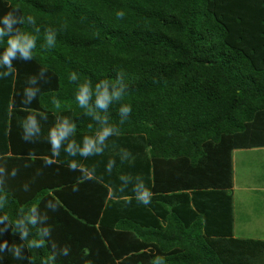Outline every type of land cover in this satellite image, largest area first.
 <instances>
[{
	"label": "trees",
	"instance_id": "obj_1",
	"mask_svg": "<svg viewBox=\"0 0 264 264\" xmlns=\"http://www.w3.org/2000/svg\"><path fill=\"white\" fill-rule=\"evenodd\" d=\"M9 11L0 61L10 38L35 48L0 66V264H264V240L233 236L232 195V150L264 147V0H0V28ZM105 84L122 96L100 108ZM28 116L42 132L24 140ZM106 126L103 151L81 155Z\"/></svg>",
	"mask_w": 264,
	"mask_h": 264
},
{
	"label": "clouds",
	"instance_id": "obj_2",
	"mask_svg": "<svg viewBox=\"0 0 264 264\" xmlns=\"http://www.w3.org/2000/svg\"><path fill=\"white\" fill-rule=\"evenodd\" d=\"M17 11H18V9H17ZM14 12L15 11H9L3 16V24L5 25V27L0 28V37H3V35L5 34V31L11 32L13 30L12 25L18 22V18H16L14 16ZM116 15L119 18H123L125 15V12L123 10H120L116 13ZM28 19L30 22L34 23V17L33 16L29 15ZM47 41H48L49 46H51L55 41L54 35L49 34L47 36ZM34 48H35V38L34 37H29V36L25 35L23 37L17 36L14 38H10L7 42V47L3 53V59H2V61H0V66H3L6 69H8V72H6L5 75H7L11 71H13L12 61L17 57V54H19L20 57L23 59H31L32 54H33L32 50ZM69 79L73 80V81L76 80L77 79L76 72H72L69 76ZM96 92H97V106L100 108H106L107 105L112 101V99H114V98L119 99L122 96V90L117 89V90L110 93L108 91L106 84L103 85L102 90H101V85H97ZM26 95L28 96V100L24 101V103L25 104L31 103V100L36 96V90L27 89ZM90 95H91L90 88L87 85L83 86L80 89L79 94L77 96L79 104L81 106L85 105L87 103V100H88ZM53 103L57 107H59L58 101L53 100ZM121 112L125 115L131 113L132 112L131 105L130 104L125 105L123 108H121ZM45 119H47V116H45ZM22 129H23L22 138L24 140H28L30 137L37 135V134H40L42 132V128L38 124V122L36 121L34 116H28L27 120L24 121L22 124ZM74 130H75V126L69 125L67 122V119H65L63 124L54 125L49 130L48 141L51 145L52 155H51V157H49L45 160V163L47 165L53 164L55 162L54 158L60 156V148H61L62 143L68 138L70 133H72ZM113 133H114V128L112 126H106L96 135L95 138L86 136L84 138L83 147L79 149L80 154L87 157L88 155L92 154L93 152H96V153L102 152L103 149L101 147H99L98 145H102L109 136L113 135ZM75 143L76 142L74 140L69 142L68 146L66 148V152L70 156L76 155L77 148L75 146ZM112 163H114V162H110V164H109V171L111 170ZM69 168H70V170H75L77 168V162L70 161L69 162ZM13 174H15V170H14ZM121 179L127 180L128 178L122 176ZM73 190L76 191L78 189L74 186ZM120 191L123 192L124 188L121 187ZM133 191H135L137 193L135 199L138 202H140L144 205H148L151 203L153 194L148 188L145 187L143 182L135 185ZM56 203L59 204L60 201L57 199ZM129 203H130V201H129ZM49 206L54 207V205H51V202L49 203ZM32 211L35 212L36 209L33 208ZM31 219H32V222L35 223L36 217L33 216ZM24 236H27V232L24 233ZM33 246H36V247L39 246L37 241L33 240L31 242V244L29 245V247H33ZM65 254H67V249L65 250Z\"/></svg>",
	"mask_w": 264,
	"mask_h": 264
},
{
	"label": "rangeland",
	"instance_id": "obj_3",
	"mask_svg": "<svg viewBox=\"0 0 264 264\" xmlns=\"http://www.w3.org/2000/svg\"><path fill=\"white\" fill-rule=\"evenodd\" d=\"M243 156V154H242ZM246 159L245 161H243ZM243 161V162H242ZM234 194L237 198L240 194L241 196L236 200L239 204V200L245 198V204L251 209L253 214L260 218L264 215V198L258 196V194L253 195L249 191L248 195L242 192V187L248 186L251 188H258L260 186H264V150H260L259 152H246V156L243 159H238L236 165H234ZM257 193V192H253ZM244 219H248V216H245ZM249 221L250 223H256L257 226H261L264 228V222L260 221ZM260 230V229H258ZM257 234L263 235L264 233Z\"/></svg>",
	"mask_w": 264,
	"mask_h": 264
},
{
	"label": "crops",
	"instance_id": "obj_4",
	"mask_svg": "<svg viewBox=\"0 0 264 264\" xmlns=\"http://www.w3.org/2000/svg\"><path fill=\"white\" fill-rule=\"evenodd\" d=\"M260 150H264V147H254V148H237L232 150V169H233V187H232V195H233V236L241 237V238H252V239H261L264 240V236L257 234L256 231L258 229L259 233H264V228L261 226H257L256 223H250L249 221H257L258 219L264 222L263 217L257 218L251 209L245 204L246 199L242 198L239 200V204L237 203V199L241 196L235 197L233 188H234V172L236 162L238 159H243L246 156V152H259ZM243 154V156H242ZM244 159L243 161H245ZM242 161V162H243ZM241 191H244V194L248 195V191L253 195L258 194V196L264 198V186H260L258 188H251L248 186L242 187ZM257 192V193H253ZM264 202V201H263ZM58 211V210H57ZM245 216H248V219H244ZM259 221V222H260ZM143 260V259H142Z\"/></svg>",
	"mask_w": 264,
	"mask_h": 264
}]
</instances>
